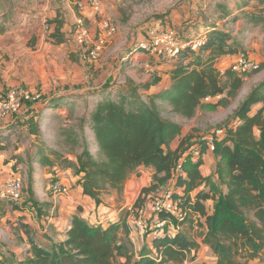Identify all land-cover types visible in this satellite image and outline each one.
I'll return each mask as SVG.
<instances>
[{
	"label": "rangeland",
	"instance_id": "1",
	"mask_svg": "<svg viewBox=\"0 0 264 264\" xmlns=\"http://www.w3.org/2000/svg\"><path fill=\"white\" fill-rule=\"evenodd\" d=\"M101 1L100 11H94L87 0H0V87L3 92L18 88L37 97L34 101L25 100L22 110L10 117L11 120L0 121L4 124L0 130V150L6 151L0 153V166H5L4 174L10 173L0 181L16 172L22 178L18 200L0 201V259L7 260L6 264H21L29 256L30 244L23 223L33 227L37 242L50 245L45 241V236L49 235L43 232L44 226H52L58 232L57 229L62 228L74 212L81 211V205L76 202V209L61 210V206L70 203L65 198L75 191L77 183L80 184L82 174L59 165H42L41 149L52 148L77 160L82 149L66 144L61 134L62 128L73 126L78 133L85 132L82 138L87 139L93 153H97L92 128L84 119L87 106L94 107L103 97L124 87L123 90L136 84L143 85L156 76L162 81L150 91L140 89V93L146 95L169 87L171 69L179 63L181 56L150 55L138 47L139 42L150 39L156 23L161 24L163 30L173 31L177 42H206L214 28L228 31L238 41L239 52L232 61L221 57L215 66L225 72L239 63L240 57L253 64L246 71H237L245 83L228 107L202 109L193 119H186L163 103L164 115L182 125V135L193 134L192 146L199 148L207 143L206 138L214 142L217 131L234 127L238 122L234 112L246 95L264 82V24H256L246 15L247 12L264 15V0H248L244 7H240L242 0ZM58 17L63 22L65 34V42L59 45L52 37ZM78 19L84 20L89 33L88 41L83 44H79L76 37ZM97 47L99 52L94 58L90 53ZM192 55L190 58L194 59ZM56 99L58 101L53 102ZM262 105L255 104L251 112L258 111ZM70 107H75L74 113ZM31 118L38 126V135L30 133L28 120ZM179 142L177 139L174 145ZM60 168L68 170L65 178L59 176ZM68 176L74 178L73 182L67 181L68 184L62 179L68 193L55 196L51 185L58 177L67 179ZM162 191L170 190L167 186ZM162 191L150 199L156 201ZM132 202H129L131 207L135 201ZM37 203H41L40 206ZM64 204L63 207H67ZM54 219L58 223H54ZM100 220L95 218L91 223L97 221L99 224ZM171 222L167 223L171 233L185 230ZM103 223L107 226V219L103 218ZM53 229L49 228L55 236ZM196 231L199 229H190L201 247L196 260L185 264H215V254L210 247L202 245V238H197ZM154 238L150 228L133 232L136 252L149 249ZM250 264L264 262L254 260Z\"/></svg>",
	"mask_w": 264,
	"mask_h": 264
},
{
	"label": "trees",
	"instance_id": "2",
	"mask_svg": "<svg viewBox=\"0 0 264 264\" xmlns=\"http://www.w3.org/2000/svg\"><path fill=\"white\" fill-rule=\"evenodd\" d=\"M247 3L248 0H242L240 7ZM246 15L256 24H264V15L248 12ZM52 37L57 45L65 42L59 17ZM238 52L239 43L232 34L214 28L204 45L180 51L179 63L170 72L169 87L146 95L140 93V89L150 91L162 81L156 76L143 85L123 90L124 87L105 96L94 107L87 106L84 119L92 128L97 153L82 138L83 130L78 133L73 126L62 128L65 143L82 149L77 160L45 148L40 151L41 164L59 165L82 174L80 184L84 194L97 203L105 193L122 194L128 179L142 165L155 169L153 181L142 188L131 209L107 226L74 216L63 241L46 235L45 241L50 245L41 244L33 236V227L23 223L30 247L29 256L21 264H185L196 260L201 247L190 232L194 228L199 229L197 238H202V243L215 254V264L264 262V82L252 89L234 112L237 124L227 128L221 137L218 133L214 135L217 179L204 176L201 171L207 144H201V155L193 158L188 153L193 148V134L183 136L182 125L163 113V103L186 119L196 117L200 109L228 107L245 81L233 68L222 72L215 65L221 57ZM222 95L217 102L206 101ZM259 103L263 104L259 110L251 112V107ZM70 109L74 113L75 107ZM28 124L30 133L38 135L40 131L33 118ZM177 139L180 142L174 147ZM184 156L182 171L177 172ZM173 179L177 187L183 188L182 194L174 192L172 196L184 218L165 211L161 216L185 230L171 233L166 224L163 233L151 241L150 248L138 254L132 241V233L136 231L132 229L130 215L136 208H143L151 195L162 191ZM208 200L214 202L212 213L206 205ZM0 262L8 261L0 259Z\"/></svg>",
	"mask_w": 264,
	"mask_h": 264
},
{
	"label": "built area",
	"instance_id": "3",
	"mask_svg": "<svg viewBox=\"0 0 264 264\" xmlns=\"http://www.w3.org/2000/svg\"><path fill=\"white\" fill-rule=\"evenodd\" d=\"M89 1L90 7L94 11H100L102 1L101 0H87ZM85 22L82 19L77 20L76 27V37L79 44H83L88 41L89 33L85 29ZM152 32L149 40H142L139 42L138 47L147 52L150 55L155 56H166L167 54L175 56L180 53V51L187 46H191L194 49L205 44V41H176V35L173 31H169L167 29L163 30L161 24L156 23L152 27ZM113 30V28H112ZM99 52V48L97 47L91 50L90 55L92 57H97ZM239 63L233 66L235 71H246L251 66V62H249L246 58L240 57ZM253 65V64H252ZM1 78V77H0ZM34 101L37 100V97L33 95L30 91L14 88L7 92H3L0 87V118L6 119L10 118L13 115L19 113L23 106L24 101ZM214 145V144H213ZM214 149V146H213ZM200 147H194L192 150H189L188 153L193 158H197L201 155ZM185 157L181 159L180 163L177 165V172L182 171V164L185 161ZM20 173L16 172V175L7 176V178L0 181V201L2 200H18L19 194L22 189V178ZM51 190L54 195H65L68 193V188L64 184L62 180H57L51 185ZM172 192L166 191L161 197L156 201H153L152 211L153 215L148 218L144 215V208H136L132 214L130 215V221L132 225L133 231H139L142 229L150 228L152 233L156 236V238L163 233L166 224L168 223V219L161 216L162 213L168 212L172 213L179 219L184 218V213L178 203L173 199ZM132 207H130L131 209ZM99 222L103 223V219Z\"/></svg>",
	"mask_w": 264,
	"mask_h": 264
},
{
	"label": "crops",
	"instance_id": "4",
	"mask_svg": "<svg viewBox=\"0 0 264 264\" xmlns=\"http://www.w3.org/2000/svg\"><path fill=\"white\" fill-rule=\"evenodd\" d=\"M224 57H226L224 59H226L228 61H232L233 58L235 57V55H226ZM223 96L224 95L217 96L214 98H208L206 101L207 102H217L219 100V98H221ZM201 110L202 109H200L199 111H201ZM11 118H6V119L0 118V121L1 120L8 121V120H11ZM3 126H4V124L2 125L0 123V130L3 128ZM224 131L225 130H223V129H222V131H217L218 136L219 135L223 136L225 134ZM206 139H207L206 144L208 146V149L206 150V152L204 153V156H203L204 162L201 165V171H202L204 176H212L214 179H217V175H216L217 159L213 153L214 142H211L210 138H206ZM175 146L176 145H174V147ZM195 146H193V148ZM5 152H6L5 150H0V153H5ZM210 158H211V160L213 159L214 165H213V163H212V165L210 164ZM1 165H3V164H1ZM3 167H5V166H0V179L4 178V176L10 174L8 172H6L7 174H4L5 169ZM69 170H72V169H69ZM67 171L68 170H63V168H62L60 170V173L58 172L59 176L62 175V177L65 178V175H67ZM154 172H155V169L152 167H147L144 165L140 166L138 171L136 173H134L128 179L122 194H119L118 192H115V191H112L110 193H105L101 196L102 199H101L100 203H97L95 199L84 194L83 187L79 183H77L76 184L77 188L75 189V191L73 193L71 192V195L69 197L65 198V199H67V202H70V203H66V204L63 203L64 205H67V207L66 206L63 207V204H62L61 210L62 209L67 210V208H72V207H75V209H76L77 207L74 204V202H76V204L81 205V211H79L77 213L74 212L72 214L73 217H74V215H78L90 223L92 221H95V218H100V219L104 218V219H107L108 222H110V221L116 222L118 220V218L121 216V213L123 212V210L130 209L131 203H129V202L130 201H133V202L136 201L138 199L140 193H141L142 188L149 186L152 183ZM58 178H59L58 180L63 179L64 182H66V183H67V181L68 182L74 181L73 180L74 178H71V176L70 177L68 176L67 179H64L61 177H58ZM167 186H168L170 192H172V193H174V192L178 193V194L183 193V188L176 186V180L175 179L171 180L166 186H164L162 188L165 189V187H167ZM164 192L165 191H162V193H164ZM156 195H157V193L151 195V197L152 196L155 197ZM150 198H149L148 202L145 204V206L143 207L144 208V214L148 218H150L153 215V211H152L153 199L151 200ZM206 205H207L208 209L211 207L209 211L212 213L213 206H214L213 200H208L206 202ZM61 212L63 214H65L64 211H61ZM26 214H27V212L25 213V215ZM73 217H70V219H68L67 223L64 226H62V228L57 229L58 232H56V229H53L52 226H49V227L44 226L43 232L44 233L46 232L53 239H55V237H58L59 239H56L57 242L63 241L66 238V231L70 227ZM195 218H197V217H195ZM54 223H58V221L56 219H54ZM50 227H51V229L55 230V232H56L55 236H54V233L51 234V232L49 230ZM202 245H205V244H202ZM207 247L209 248V246H207Z\"/></svg>",
	"mask_w": 264,
	"mask_h": 264
}]
</instances>
